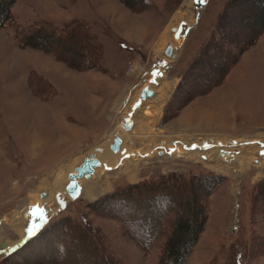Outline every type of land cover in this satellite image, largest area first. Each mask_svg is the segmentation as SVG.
<instances>
[{
  "label": "rangeland",
  "instance_id": "374dc122",
  "mask_svg": "<svg viewBox=\"0 0 264 264\" xmlns=\"http://www.w3.org/2000/svg\"><path fill=\"white\" fill-rule=\"evenodd\" d=\"M229 1L205 0V3L199 6L194 0H151L153 9L142 13H134L121 0H17L12 5L9 23L5 28L0 29V264H20L16 261L14 250L11 251L10 246L13 242L19 241L21 246L33 237L25 233V229L37 234L66 216L78 217L86 211L88 203L112 193L118 185L129 183L128 176L133 170L136 171L134 179L136 173L140 174L138 183L171 173L188 175L213 172L225 176L227 178L225 186L209 200L208 222L188 264H264V255L252 260L248 256L254 234L264 236V218L259 217L252 222L250 217L251 198L256 186L264 181V166L259 167L256 162L240 179L237 176L239 174L237 163L234 162L235 166L230 168L234 172L232 174L218 172L214 167L220 164L226 165L224 161L217 157L212 162L191 160L187 156L188 150L182 145H189L195 140H207L208 143L216 140L215 142L223 145L228 144L229 141L243 140L252 142L250 147L254 149L245 144L240 151L238 149L241 148H235V153L241 157L254 156L255 161H264L262 154L264 153V33L240 54L237 63L220 87L210 94L194 98L179 109L176 116L164 120L166 105L172 99L184 74L209 41ZM244 3H240L226 23L227 32L236 40L243 38V35L248 34V30L255 27V15L249 9L245 12ZM190 10L195 15L192 24L188 25L191 30L182 37L184 43L179 47L177 59L169 61L162 57V54L160 58L156 57L157 51L169 39L172 29L178 24L176 19L183 16L186 21L190 16ZM239 15L242 17L240 18ZM168 16L170 18L165 20ZM75 18L85 21L103 44L107 66L115 64L116 70L121 75L127 67L128 76L124 78L123 83L132 87V90L128 92L126 98L124 97L121 112L114 115L116 125L113 123L109 127L107 131H110L109 136L115 126L123 123L124 116L134 118L137 125L133 129L134 134L122 130L127 141L125 149L127 146L134 148L138 142L131 141L133 136L149 133L151 138H147V141L156 150L154 154L152 153L155 157L150 155L148 159L131 160L124 158L121 165L118 162L114 167L101 169L96 173L94 182L90 179L81 180L83 193L76 201L70 203L66 210L60 211L57 215L47 210L44 216L36 217L32 223L29 218H25V213L31 215L32 210L37 208V201H42L41 194L55 196L63 191L69 181V177L60 173L59 168L68 162H77L79 165L86 155L95 151L96 147L108 142L109 136L106 140L104 138L105 142L100 145L91 146L94 148H91L87 142L82 143L81 149L88 150L85 155H79L82 153L75 151L56 153L53 152L51 143L41 144L44 139L50 140L46 138L48 125L42 120H47L48 113L45 115V111L48 110L44 111L45 107L39 100L44 99L34 95L27 84L32 70L50 81L56 91L54 95L50 94L53 99L56 97L60 102H66L64 107L67 104L73 111L82 110L80 114L78 113L80 115L78 120L88 128L93 129L94 126L96 129L97 126L93 123V116L96 113L89 112L91 108L89 99L92 94L79 92L78 101L75 102L72 93L77 89L73 77H64L56 70L50 71L49 74L40 71L41 66L59 68L58 64L61 62H58L53 55L22 49L14 39L15 27H27L42 20L61 26ZM135 18L142 19L150 32L155 30V35L147 38L146 46L141 50H135L136 52L133 50L136 48L133 45L135 43L123 35L125 30L129 37L137 31L144 32V28L135 23ZM165 23L167 25L163 30ZM120 24L124 29L120 28ZM161 31H165L162 36ZM130 48L140 59L125 66L118 57L126 56ZM136 65L143 70L134 75L138 68ZM33 66L37 70L33 68L29 70V67ZM156 66L161 67V71L165 73V78L158 87L160 94L164 85L170 86L174 81L176 85L164 104L160 120L154 123L146 119V116H151L145 114L150 106L145 105L143 100L139 101L141 103L139 106L136 104L133 106L132 99L135 98L137 88L145 81L144 76H148ZM64 71L74 75L77 70L65 68ZM99 87L104 92L108 91V85L105 83H99ZM60 102L58 101L57 104ZM177 143H182L178 144V153L172 149L174 148L172 145ZM55 147L59 149V145ZM168 148L169 154L159 155L160 151L165 152L164 149ZM140 152H144L142 148ZM127 153L130 154V151L127 150ZM74 155L76 157L71 159ZM133 155L136 154L131 156L134 157ZM102 178L107 180L105 184L108 187L103 188L106 191L91 199L90 187L100 182ZM51 203L53 200H49L48 206ZM37 204L40 205L39 201ZM93 220L95 226L100 227L106 234L110 249L124 264L159 263L162 244L146 254L122 236L118 222L103 218Z\"/></svg>",
  "mask_w": 264,
  "mask_h": 264
},
{
  "label": "trees",
  "instance_id": "16d2710c",
  "mask_svg": "<svg viewBox=\"0 0 264 264\" xmlns=\"http://www.w3.org/2000/svg\"><path fill=\"white\" fill-rule=\"evenodd\" d=\"M16 1L0 0V29L9 23ZM121 1L134 13L153 9L151 0ZM241 2H245V12L249 9L255 15V27L236 40L227 32L226 23ZM263 33L264 0H230L209 41L166 105L164 120L176 116L194 98L220 87L240 54ZM14 39L22 49L53 55L73 70H105L104 46L83 20L75 18L61 26L46 20L17 26ZM27 82L37 97L53 99L54 87L38 72H30ZM226 182L225 176L206 172L171 173L137 184L118 185L112 193L88 203L78 217L66 216L34 235L14 257L20 264H124L110 249L104 231L94 224V218H103L118 222L122 236L146 254L162 244L158 264H188L208 222L209 200ZM250 217L252 222L264 218V181L252 195ZM263 255L264 236L254 234L249 259Z\"/></svg>",
  "mask_w": 264,
  "mask_h": 264
},
{
  "label": "crops",
  "instance_id": "0c3cea01",
  "mask_svg": "<svg viewBox=\"0 0 264 264\" xmlns=\"http://www.w3.org/2000/svg\"><path fill=\"white\" fill-rule=\"evenodd\" d=\"M136 18H135V23L140 24L144 28V32L140 33V31H137L134 35H130V37H129L127 35V31L125 30V33L123 34L128 38V40H130V41L132 40L133 43H135V44H133L136 47V48H133L134 51L137 49L141 50L143 48V46H146V44L148 43L147 38L155 35V30L153 32H150L148 30V27L142 22L143 20L140 18L136 20ZM168 18H170V17L168 16L165 20H167ZM166 25H167V23H165V25H163L164 26L163 30H165ZM121 27H122V25L120 24V28ZM164 32L165 31H161V33H162L161 36L164 34ZM132 52H133L132 48H130L129 53H127V55L124 57L119 56L118 60L123 61V64L125 66H128L129 63H132L134 60L136 61V59L138 62V60L140 58L136 57L135 53H132ZM155 56H156V54H155ZM156 57L160 58V56H156ZM58 65H59V68H49V67L46 68V67L41 66L42 69L40 71H42L45 74L46 73L49 74L50 71L56 70L58 73L63 74L64 77H66V76H67V78H69V76L73 77L72 79L76 83L75 89H77V91L72 93L73 96L75 97V98L73 97L74 101L75 100L78 101V95L80 94L79 92L91 93L92 95H91V98L89 99L91 108H90L89 112L96 113L93 116L94 117L93 123H95L97 127H96V129H94V126H93V129H92V128H88L85 124H82V122L78 120L80 118L79 114L82 112V110H80V111L78 110L79 112L73 111L72 108L68 107L67 104L64 107L66 102L65 103L62 101L60 102V100H58V98H56V97L50 101H45V100L39 99L45 107V109L43 108L44 111L48 110V112L45 111V115H47V113H48L47 120H45V119H42V120H44L43 122H46V125H48V127H47L48 134H47L46 138L50 139V140H45V139L42 140L41 144L44 145V144H47V142L51 143V146L54 148L53 152H56V153H62V152L65 153V152H73V151H75V153L76 152L84 153L88 150L81 149L82 143L86 144V142H87L90 147L91 146L96 147V146L100 145L102 142H105V140L109 136L110 131L109 132H107V131H108L109 127L111 126V124H113V123L115 124V121H116L114 115H117L118 113L121 112L122 108L120 106L123 105L122 102L125 100L128 92H130V90H132L131 89L132 87L130 88V87L126 86V84L123 83L125 81L124 78L126 76H128L127 70H126L127 67H125V72L121 75V73H119L116 70L117 67L115 66V64L109 65L110 66V68H109V66L106 65V62L104 59L105 70H103V71L96 70V69L83 71V72L76 71V73L74 75H71L67 71H64L65 68H66V70L67 69L71 70L70 68H68L66 65H63L61 63H59ZM136 66H138V65H136ZM32 68L34 70H37L34 66L29 67V70H31ZM136 69H137V71L135 72L134 75L138 74V72L143 70L142 68H140V66H138V68H136ZM161 73H163L161 71V67L156 66L153 70H151V72L149 73L148 76H144L143 80H145V81L142 83L141 86H139L137 88V90L135 92L136 97L134 99H132L133 103H134L133 106H135V104H136V106H139L137 104H141V103H139V101L141 102L140 95L142 93L143 88H145V87L149 86L151 88V90H153L155 92L154 97L158 98L161 95L159 92V89H158L159 86H157V87L150 86L149 83H147L148 81H146V79H145V77H149V80H150V76H151V78H154L155 74H161ZM164 78H165V73H163V78H162V81L160 82L159 85L162 84ZM99 83L107 84L108 85V91H106V92L102 91L101 88L99 87ZM27 84H28V82H27ZM140 91H141V93H140ZM58 101L60 102L59 104H57ZM152 101H153V98L146 101L147 103L145 102V105H148V106L152 107V109H153L154 105L152 104ZM148 117H150V116H146V119L151 121L152 119L148 118ZM124 118H130V117L124 116L123 119ZM160 118L156 117L152 121H154V123H156L160 120ZM123 119H122V121H123ZM130 119L135 121V127H136L137 126L136 120L134 118H130ZM180 121H182V119ZM133 134H134V131H133ZM145 136L148 137V136H150V134L148 133V134L136 135L135 137L140 138V141H138L134 145V148H132L130 146L126 147V149L130 151V153L136 154V155H133L134 156L133 158H136V159H138V158L139 159H141V158L145 159L146 158V159H148L150 155L152 156L156 152V150L152 147V144H150L149 141L147 142V139L144 138ZM104 138H105V140H104ZM143 140H145V141L143 142ZM57 145H59V149H57L55 147ZM91 148H94V147H91ZM91 148H89V149H91ZM141 148L144 151L143 153L140 152ZM74 156H76V155H74ZM74 156H72L71 159H74ZM152 157H155V156L153 155ZM152 159H154V158H152ZM95 177L96 176L94 175L92 177V179H90V180L94 182ZM139 177H140L139 173H136V176H135L136 179H134V180L130 179V177H129V183H132V184L138 183L139 180H137V179ZM106 181L107 180L102 178V180L100 182H98L95 185H92V187H90V189L92 188V190L93 189L97 190L96 191V193H97L96 197L100 193L104 192V191L99 192L102 190V188L108 187L105 184ZM108 185H109V183H108ZM105 189H107V188H105ZM90 192H91V190H90ZM82 193H83V190H82ZM95 198H93V199H95Z\"/></svg>",
  "mask_w": 264,
  "mask_h": 264
},
{
  "label": "bare ground",
  "instance_id": "6f19581e",
  "mask_svg": "<svg viewBox=\"0 0 264 264\" xmlns=\"http://www.w3.org/2000/svg\"><path fill=\"white\" fill-rule=\"evenodd\" d=\"M197 9H199V10H201L200 8H197ZM190 16H189V18L185 21V19L183 18V16H181V17H179V18H177L176 19V21H178V24L175 26V28L174 29H172V32H171V34H170V36H169V39L165 42V44L157 51V56H161L160 54H162V56H163V50H165V48L167 47V45L168 44H174L175 45V47H176V50H175V56H174V58L172 59V60H176L177 59V55H178V50H179V47L182 45V43H184L183 41H184V39L182 38V37H185L184 36V34L183 35H180V26H181V23L182 22H185V24L188 26V25H191L192 24V19L194 18V12L192 11V10H190ZM173 32H174V34H173ZM177 35H176V34ZM162 78H163V73H161V74H155V76H154V78H151V76H150V80H149V77H147L146 78V81H148V83H149V85L150 86H155V87H157V86H160L159 84H160V82L162 81ZM145 84V83H144ZM143 84V85H144ZM175 85H176V81H174L173 82V84L172 85H164V89H163V92L161 93V95L158 97V98H156V97H154L155 96V92L153 91V90H151V88L148 86V87H145V88H147V90L148 91H150L151 92V96H146V93H147V91L145 92V94H144V97H145V99L143 100V101H148V100H150V99H152L153 98V101H152V104L154 105L153 106V109H152V107H150L147 111H146V113L145 114H149V115H151L150 117H148V118H151L152 120L154 119V118H160V116H161V113H162V111H163V107H164V104H165V102L168 100V98H169V96H170V92H171V90L175 87ZM163 86V85H162ZM145 88H143V90L145 89ZM153 89V88H152ZM143 90H142V92H143ZM140 93H141V91H140ZM139 94V93H138ZM142 94V93H141ZM136 97V96H135ZM148 97H150V98H148ZM140 99H141V95H140ZM142 100V99H141ZM119 102V101H118ZM137 103V102H136ZM147 103V102H146ZM139 105V104H138ZM121 107V106H120ZM148 107V106H147ZM118 110V109H117ZM125 119L126 118H124L123 120L124 121H122L123 123H121V124H118L117 126H115L114 127V130H113V132L110 134V136L108 137V142H106L105 144H102L101 146H98V147H96L95 148V151H93V152H91V153H89L88 155H90V154H95L96 155V158L102 163V167L101 168H98L96 171H95V174L98 172V171H100L101 169L103 170V169H108V168H110V167H114L118 162L120 163L119 165H121L122 163H121V161H122V159L124 160V158H126L127 160H131V159H133V157L131 156V154L132 153H127V149H125V146L127 145L126 144V139H125V137H124V133H122V130L123 131H125V132H129V134H133V129L135 128V121L133 120V122H134V126H133V128H132V130H126V124H125ZM130 119V118H129ZM132 120V119H131ZM151 120V121H152ZM159 120V119H158ZM150 121V122H151ZM120 125V126H119ZM148 130V129H147ZM132 132V133H131ZM126 134V133H125ZM126 136V135H125ZM116 137H119L122 141H123V143H122V145H121V149H120V151L118 152V153H114V152H112L111 151V145L113 144V142H114V139L116 138ZM145 139H147V138H151V136H146V137H144ZM140 140V138H138V137H135V136H133L132 137V139H131V141H135V142H137V141H139ZM143 141H145V140H143ZM216 140H214V141H211V142H213V143H208V141L207 140H203V141H199V140H195V141H193L192 143H190L189 145H184V144H182V143H177V144H174V145H172V147H174V148H172V147H170V148H172L173 149V151H175L176 153H178V144H182L184 147H185V150L187 149L188 150V152H187V156L191 159V160H194V161H209V162H212L213 160H214V158L215 157H217V158H220L222 161H224L225 162V164L226 165H222V164H220V165H217L216 167H214L218 172H222V173H225V174H232V173H234L233 172V170L232 169H230V168H232V166H235V163H237L238 165H239V168H238V172H239V174L237 175L240 179H242V175H243V173H245V171H247V170H249V168H251V166H253L256 162H257V164L259 165V167H263L264 166V161H255V158H254V156H250V157H248L247 155H245L244 157H241L240 155H237L235 152H236V150H235V148H241V149H238L239 151L240 150H242V147H244L245 146V144L246 145H249V147H250V145H252L253 143L252 142H248V141H243L242 140V142L241 141H234V142H230L229 141V143L228 144H225V145H223L222 143H217V142H215ZM148 142V141H147ZM247 142V143H246ZM256 143V142H255ZM257 145V144H256ZM252 150L254 149V147H250ZM250 148L248 149V150H250ZM122 150H125L126 151V153L125 154H122L121 153V151ZM153 150V149H152ZM222 150H225V151H227V152H229V153H232V154H234V156H235V159H234V161H232V163L230 162H226V157L224 156V157H221V155H220V152L222 151ZM235 150V151H234ZM244 150V149H243ZM245 150H247V149H245ZM251 150V151H252ZM164 151L165 152H159V155L160 156H162V155H164L165 153H168L169 154V148L168 149H164ZM152 152V151H151ZM174 152V153H175ZM251 153V152H250ZM85 154H87V153H82V154H80V155H85ZM263 155H264V153H262ZM88 155H86V156H88ZM219 155V156H218ZM78 156V155H77ZM85 156V157H86ZM128 158H127V157ZM83 161V160H82ZM235 162V163H234ZM229 163V164H228ZM77 166H79V165H77V162H68V163H65L64 165H62L61 166V168H59V171H60V173H63L64 175H67L68 177H69V175L71 174V173H75V168L77 167ZM135 172L136 171H131L130 173H129V177H130V179H134L133 178V176H134V174H135ZM102 175V174H101ZM260 175H261V172H260ZM238 178V179H239ZM69 182V181H68ZM80 182V181H79ZM68 184V183H67ZM66 184V185H67ZM80 184H81V182H80ZM82 185V184H81ZM65 188H66V186L64 187V189H63V191L62 192H60L59 194L60 195H63L64 193L63 192H65ZM91 190V192L89 191V189L87 190V192L89 191L90 192V198L91 199H93V198H95L96 197V191L97 190H92V188L90 189ZM99 190V189H98ZM102 191H105V189H103L102 188V190L101 191H99V192H102ZM86 192V193H87ZM99 194V193H98ZM58 195V194H57ZM42 201L40 202V200H38L39 201V203H40V205L39 204H37L38 203V201H37V203H36V206H37V208L35 209V210H32V212H31V215H29V220H30V222H34L35 220H36V217H41V216H44V214L46 213V211L47 210H49V211H52V210H50V207L49 206H51V205H54V204H56V195L54 196V195H47L45 198H42L41 199ZM49 200H53V203H51L49 206H48V203H49ZM54 207V206H53ZM57 211V207L52 211V212H56ZM27 214H29V213H27ZM25 215H26V213H25ZM26 218V217H25ZM9 221L11 222V220L9 219ZM26 230H28V229H25V233H27L26 232ZM20 242L21 241H19V242H13L12 243V245L10 246V250L12 251V250H14V249H16L18 246H19V244H20Z\"/></svg>",
  "mask_w": 264,
  "mask_h": 264
},
{
  "label": "water",
  "instance_id": "95a60500",
  "mask_svg": "<svg viewBox=\"0 0 264 264\" xmlns=\"http://www.w3.org/2000/svg\"><path fill=\"white\" fill-rule=\"evenodd\" d=\"M194 1H195V4H197L199 6H201V4L205 3V0H194ZM189 29L190 28L185 23L181 24V27H180L181 33L186 34V33H188ZM175 50H176V47L174 44H168L167 47L165 48L164 52H163V56L167 60H172L175 56ZM146 91H147L146 96H151V92L148 91L147 88H145L141 94L142 100L145 99L144 94ZM148 98H150V97H148ZM125 124H126V130H132V128L134 126L133 120L126 118ZM122 143H123V141L119 137H116L114 139L113 144L110 147L111 151L114 153H118L121 149ZM121 153L125 154L126 151L122 150ZM220 155H221V157L225 156L226 162H229V163L234 161V159H235L234 154L229 153L225 150H222L220 152ZM75 157L76 156H74V158ZM101 167H102V163L96 158L95 154H90V155L86 156L83 159L82 163H80L79 166H77L75 168V173H71L69 175V182L66 185L65 192H63L64 194L63 195H60V194L56 195V204L49 206L50 210L53 211L58 206L59 209L55 212L56 215L59 214L60 211L66 210L67 206L71 202L76 201L82 194L83 187L79 181H81L83 179H91L95 175V171ZM46 196H47L46 193L41 194V198H45ZM25 217L28 218L29 214L26 213ZM26 232L28 233L29 230H26Z\"/></svg>",
  "mask_w": 264,
  "mask_h": 264
},
{
  "label": "snow or ice",
  "instance_id": "6c2138e0",
  "mask_svg": "<svg viewBox=\"0 0 264 264\" xmlns=\"http://www.w3.org/2000/svg\"><path fill=\"white\" fill-rule=\"evenodd\" d=\"M34 235H36V233H33V232H29V236L31 237V236H34Z\"/></svg>",
  "mask_w": 264,
  "mask_h": 264
}]
</instances>
